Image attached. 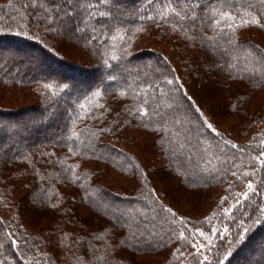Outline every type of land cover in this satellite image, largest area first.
Returning <instances> with one entry per match:
<instances>
[{"label": "trees", "instance_id": "1", "mask_svg": "<svg viewBox=\"0 0 264 264\" xmlns=\"http://www.w3.org/2000/svg\"><path fill=\"white\" fill-rule=\"evenodd\" d=\"M0 264H264V0H0Z\"/></svg>", "mask_w": 264, "mask_h": 264}, {"label": "snow or ice", "instance_id": "2", "mask_svg": "<svg viewBox=\"0 0 264 264\" xmlns=\"http://www.w3.org/2000/svg\"><path fill=\"white\" fill-rule=\"evenodd\" d=\"M34 2H35V0H34ZM225 18H229V19H230V17H227V16H226ZM245 23H249V22H248V21H245ZM209 127H211V125H209ZM249 187H251V185H249ZM200 235L203 236L204 233L201 232ZM193 246L195 247V245H193ZM203 247H204V245L201 244V245H200V249H203ZM205 259H207V257H205Z\"/></svg>", "mask_w": 264, "mask_h": 264}, {"label": "rangeland", "instance_id": "3", "mask_svg": "<svg viewBox=\"0 0 264 264\" xmlns=\"http://www.w3.org/2000/svg\"><path fill=\"white\" fill-rule=\"evenodd\" d=\"M58 17H60V18H62L63 17V15H59ZM224 121V123H226V124H224V125H229L230 123V121L229 120H223ZM227 128V127H226ZM228 128H230V127H228Z\"/></svg>", "mask_w": 264, "mask_h": 264}]
</instances>
